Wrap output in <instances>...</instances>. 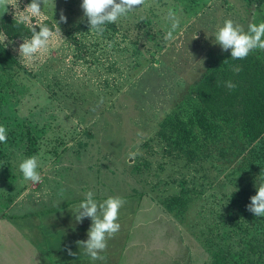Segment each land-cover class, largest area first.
I'll use <instances>...</instances> for the list:
<instances>
[{
	"label": "rangeland",
	"instance_id": "374dc122",
	"mask_svg": "<svg viewBox=\"0 0 264 264\" xmlns=\"http://www.w3.org/2000/svg\"><path fill=\"white\" fill-rule=\"evenodd\" d=\"M30 2L18 0L17 8L0 18L17 22V10ZM81 3L43 4L42 16L31 24L17 22L29 36L7 35L6 49L17 63L0 70L6 81L0 126L8 137L0 145V212L8 209L11 223L37 230L43 211L59 209L47 213L46 222L61 227L65 237L85 241L91 220L77 223L74 215L92 191L98 202L125 200L120 230L101 253L110 264L148 256L141 252L150 244L148 234L159 250L150 252L155 264H263L264 217L247 210L264 183V159L253 150L256 143L226 119L204 128L185 115L181 120L188 134L161 129V121L201 78L210 51L226 52L215 41L224 21L245 32L250 23L264 22L256 17L257 0H146L107 24L102 36L89 30ZM169 9L180 20L171 42L164 39ZM61 10L66 23H59ZM55 22L64 39L37 61H19L13 49L30 38L32 26L43 23L55 30ZM254 51L264 57V50ZM135 151L141 154L130 159ZM34 155L42 175L35 185L24 181L18 168ZM170 222L175 227L165 243ZM42 237L46 244L38 250L49 262L64 238ZM132 243L134 253L125 250Z\"/></svg>",
	"mask_w": 264,
	"mask_h": 264
},
{
	"label": "clouds",
	"instance_id": "9594fccd",
	"mask_svg": "<svg viewBox=\"0 0 264 264\" xmlns=\"http://www.w3.org/2000/svg\"><path fill=\"white\" fill-rule=\"evenodd\" d=\"M145 2L146 0H82L80 8L87 20L89 30L97 36H102L106 31L105 26L107 24L116 23L120 18L126 17L128 13L145 5ZM48 3H51L53 8L55 7L54 0H31L23 11L17 10V22L31 24L33 19L42 16V5ZM17 4L18 0H0V16L7 13L10 7L17 8ZM166 19L170 22V29L164 39L171 42L176 39L173 33L179 28L180 20L171 9L168 10ZM66 22L67 18L61 10L59 23ZM37 28L39 31L36 30ZM63 39L57 22H55V30L40 23L33 25L30 38H24L18 48L13 50L18 53L19 61L34 62L49 53L54 42ZM7 40V35L0 31V46L7 48L9 46L8 43H5ZM215 41L222 51H230L232 59L243 60L253 50H264V22L250 23L247 32H245L241 26L234 24L232 20H225L223 26L219 27L215 34ZM154 66L158 67V65ZM232 70L235 73L241 71L239 66H234ZM224 86L231 90L237 85L231 81H226ZM7 138V129L0 126V143H6ZM140 154L139 151L130 152L129 158L134 159ZM40 166L39 158L34 155L22 159L18 168L23 180L35 185L42 182V175L38 170ZM124 203L125 200L121 197H108L103 202H98L94 199V193L89 191L86 193L84 201L77 205L74 215L75 221L81 223L85 218L91 220V226L87 231V240L77 241V245L93 261L105 258L101 253L106 250L107 241L119 232L120 224L117 221L119 211ZM247 210L256 217H264V183H261L257 187L256 194L250 197ZM65 251L70 256L76 255L68 247L65 248Z\"/></svg>",
	"mask_w": 264,
	"mask_h": 264
},
{
	"label": "trees",
	"instance_id": "16d2710c",
	"mask_svg": "<svg viewBox=\"0 0 264 264\" xmlns=\"http://www.w3.org/2000/svg\"><path fill=\"white\" fill-rule=\"evenodd\" d=\"M254 8L256 17L264 20V0H257ZM0 29L13 38L29 36L23 25L5 17L0 18ZM16 63L15 56L0 46V70L10 69ZM234 66H239L241 71L235 73ZM226 81L236 84V88L225 87ZM5 85L6 81L0 78V95ZM185 115H189V122L195 118L204 128L212 126L211 121L216 119L236 121L243 136L256 143L253 150L258 149L259 157L264 159V57L254 50L243 60L232 59L230 51H210L209 63L201 78L189 86L180 103L161 121V129H166L168 135L173 131L178 135L188 134L181 120ZM87 134L91 136L89 131Z\"/></svg>",
	"mask_w": 264,
	"mask_h": 264
},
{
	"label": "crops",
	"instance_id": "0c3cea01",
	"mask_svg": "<svg viewBox=\"0 0 264 264\" xmlns=\"http://www.w3.org/2000/svg\"><path fill=\"white\" fill-rule=\"evenodd\" d=\"M59 209H50L47 211H43L40 218V221L37 225V230L34 228L33 230L30 227H24V224L21 223H11L10 222V210H3L0 212V264H110V261H103V260H95L93 261L89 256H87L77 245V240L72 239L68 236V233H65L61 227L57 229L56 227L53 228L50 223L46 222V214L50 212H55ZM166 221V220H165ZM168 222V221H166ZM43 224V225H42ZM172 230H169L168 227L164 230V241L169 240L172 237V232L175 227L173 223L170 222L169 224ZM27 226V225H26ZM163 226V225H162ZM164 227V226H163ZM165 228V227H164ZM71 230V229H70ZM72 231V230H71ZM171 233V234H170ZM65 234V235H64ZM53 236L57 239L64 238L62 241L58 242L55 247L57 248V253H52L50 256V261L47 262L44 260L43 254L40 253L38 250V245L44 244L47 239H44L42 236ZM151 235L148 234L147 239L149 240V246H145V250L143 249L141 252L148 254V256L143 255L142 257L138 255V257L134 256V260L129 262L128 264H155L154 260H151L150 254L156 250L153 244V241L150 239ZM44 241V243H43ZM63 243V244H62ZM46 244V243H45ZM62 244V246H61ZM63 245L67 247L69 245L70 249H72L73 253L76 255H68L65 254L63 249ZM143 245V244H141ZM61 246V247H60ZM132 248L127 245L125 248L126 251H130L134 253L135 245L131 244ZM125 251V258L128 256ZM151 252V253H150ZM85 254V258H79V254ZM167 254L166 252H164ZM54 256L60 258L62 260L59 263V259H56ZM145 257V258H143ZM157 258V256H156ZM185 261V260H184ZM124 260L118 262L116 261L114 264H123ZM126 262V261H125ZM124 262V263H125ZM174 263V258L172 259ZM189 262V260H187ZM159 263V262H158Z\"/></svg>",
	"mask_w": 264,
	"mask_h": 264
}]
</instances>
